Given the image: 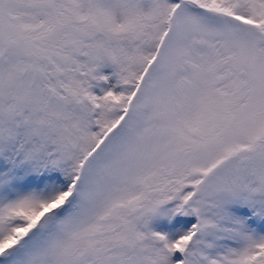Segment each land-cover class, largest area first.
<instances>
[{"label":"snow or ice","instance_id":"snow-or-ice-1","mask_svg":"<svg viewBox=\"0 0 264 264\" xmlns=\"http://www.w3.org/2000/svg\"><path fill=\"white\" fill-rule=\"evenodd\" d=\"M0 264H264V0H0Z\"/></svg>","mask_w":264,"mask_h":264}]
</instances>
